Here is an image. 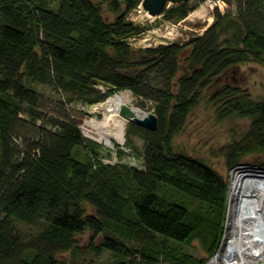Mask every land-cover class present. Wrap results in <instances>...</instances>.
<instances>
[{"label": "trees", "instance_id": "16d2710c", "mask_svg": "<svg viewBox=\"0 0 264 264\" xmlns=\"http://www.w3.org/2000/svg\"><path fill=\"white\" fill-rule=\"evenodd\" d=\"M140 1L0 0V264H69L62 253L78 251L86 231L111 255L99 264H205L219 248L228 180L174 138L218 76L247 61L264 69V0H225L202 35L139 48L127 39L154 22L130 19ZM195 7L172 5L159 21ZM40 84L57 93L54 113ZM121 90L149 100L157 116L154 130L127 123L124 145L138 165L103 161L65 108ZM211 99L219 119H248L223 147L227 166L264 154V95L223 82ZM19 223L41 228L28 239ZM194 239L206 257L184 249Z\"/></svg>", "mask_w": 264, "mask_h": 264}, {"label": "rangeland", "instance_id": "374dc122", "mask_svg": "<svg viewBox=\"0 0 264 264\" xmlns=\"http://www.w3.org/2000/svg\"><path fill=\"white\" fill-rule=\"evenodd\" d=\"M221 4L228 5L225 0H190V5H196V7L188 12L187 15L181 20L172 21L177 24L175 31L173 32V40L179 43H186L195 35H202V32L208 27L213 21V15L211 14L214 8L221 10ZM220 5V6H219ZM225 9V8H224ZM202 10V11H201ZM201 11V13H200ZM106 13V12H105ZM212 15V19L209 17ZM130 19L136 23L144 24L147 22H153L152 27H158L163 29L164 21H159L160 17L149 16L141 7L131 11L129 14ZM109 18H112L110 15ZM157 20H154V19ZM151 28V27H150ZM149 28V29H150ZM169 42V41H168ZM159 44V43H158ZM154 46V45H152ZM139 47V46H138ZM223 82L231 83L240 88H244L253 97L260 98L264 95V69L253 61H247L239 65L231 67L225 74L218 76L216 82L209 87L208 90L203 92L200 104L193 109V111L188 116L186 120V125L183 130L176 135L174 138V146L176 149L184 151L192 156L202 158L204 162L210 164L215 168L220 174L228 180V190L227 192V210L226 219L224 224V233L222 236L221 244L219 248L213 253L216 254L223 246H225L226 229L228 221V201H229V187L231 183V177L233 170L240 168H255L259 170L258 172H264V154L246 156L243 158L242 163L234 167H228L224 155V145L227 144L233 136L238 137L248 126V119L246 118H225L219 119L216 113L217 103L211 99V96L217 90ZM38 91L40 93V100L42 102V107L54 113L59 106V101H57V93L54 91L53 87L50 85L40 84L37 85ZM123 93H127L129 98V104L142 110V112L147 113L148 111H153V105L149 100L137 97L132 94L129 90H121ZM116 93H120L117 91ZM115 95L110 94L105 100L100 101L101 105L94 108L92 103H81L79 101H72L68 103L65 108L69 115L73 118L79 120V128L82 132V136L91 138L99 143V151L102 154V158L105 162L115 163L120 162L128 165H138L139 161L132 155L131 149L125 144V134L127 123L124 134L123 141H117L115 138H111L112 144H105L103 141L95 139L93 136L96 133L89 126H86V120L88 119H99L104 113L105 103L107 99ZM132 145L135 147L136 151H141L143 148V140L136 136H131ZM122 148L124 150V155L118 157L116 153V147ZM40 225L32 224H17V230L19 234L24 235L25 238H31L40 230ZM78 251H66L62 253L69 264H99L107 259L111 258L108 251H102L101 253L96 252L93 246H98L100 244L101 237L98 236L97 239L93 240L91 243V237L88 231L84 232L82 235H78ZM191 256L196 257H206L208 252L201 246L199 239H194L187 247H184ZM251 252H255L254 248L250 249ZM213 255H210L208 260ZM138 259V258H137ZM207 260V261H208ZM251 264H264V256L255 255L254 261Z\"/></svg>", "mask_w": 264, "mask_h": 264}, {"label": "bare ground", "instance_id": "6f19581e", "mask_svg": "<svg viewBox=\"0 0 264 264\" xmlns=\"http://www.w3.org/2000/svg\"><path fill=\"white\" fill-rule=\"evenodd\" d=\"M128 98L123 92L111 96L101 118L86 120V126L96 133L92 137L108 145L112 144L111 138L123 141L127 120L119 114V107ZM130 106L137 115L145 114ZM258 171L240 167L233 170L228 194L227 240L205 264H251L255 255L264 256V172ZM251 248L255 249L254 253Z\"/></svg>", "mask_w": 264, "mask_h": 264}, {"label": "water", "instance_id": "95a60500", "mask_svg": "<svg viewBox=\"0 0 264 264\" xmlns=\"http://www.w3.org/2000/svg\"><path fill=\"white\" fill-rule=\"evenodd\" d=\"M188 0H141L140 5L142 9L151 17H159L165 9L172 7V5L186 2ZM207 28V27H206ZM119 114L127 121L136 123L145 128L154 130L157 127V116L153 111H148L143 116L134 113L130 104L124 103L119 107Z\"/></svg>", "mask_w": 264, "mask_h": 264}, {"label": "built area", "instance_id": "2783aa9c", "mask_svg": "<svg viewBox=\"0 0 264 264\" xmlns=\"http://www.w3.org/2000/svg\"><path fill=\"white\" fill-rule=\"evenodd\" d=\"M220 6V5H219ZM226 7V5H222L220 6L221 11L224 10V8ZM165 24L163 25V29L162 28H158V27H151L150 29H147L142 35L139 36H131L129 37L128 42L139 48L140 47H148V46H152V45H157L158 43H167L168 41L170 42L171 40H173V32L176 29L177 24H175L174 22L171 21H165ZM115 94H117L115 92ZM110 98V97H109ZM108 98V99H109ZM107 99V100H108ZM101 102H96L95 104H93L94 108H97ZM103 159V158H102ZM103 161H105L103 159Z\"/></svg>", "mask_w": 264, "mask_h": 264}]
</instances>
